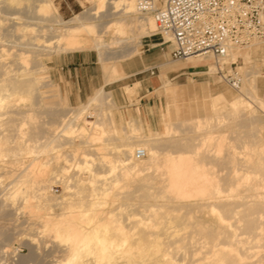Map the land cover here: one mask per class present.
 <instances>
[{
	"label": "bare ground",
	"instance_id": "1",
	"mask_svg": "<svg viewBox=\"0 0 264 264\" xmlns=\"http://www.w3.org/2000/svg\"><path fill=\"white\" fill-rule=\"evenodd\" d=\"M88 1L91 8L64 20L51 0H0V241L22 235L25 258L42 263L64 254L58 264H264L256 65L239 67L235 93L192 101L191 117L181 115L178 86L161 73L159 92L173 105L164 131L146 132L135 116L129 130L119 127L111 92L102 87L70 106L45 61L94 50L106 84L118 82L127 76L122 64L157 32L156 18L136 0ZM154 1L156 9L166 2ZM252 46L231 50L225 62L248 64ZM185 62L206 64L210 77L219 69L212 57ZM138 87L125 89L132 95ZM89 110L95 120L85 125ZM57 182L63 195L52 193Z\"/></svg>",
	"mask_w": 264,
	"mask_h": 264
},
{
	"label": "built area",
	"instance_id": "2",
	"mask_svg": "<svg viewBox=\"0 0 264 264\" xmlns=\"http://www.w3.org/2000/svg\"><path fill=\"white\" fill-rule=\"evenodd\" d=\"M136 3L140 12L155 15L157 33L173 46V61L212 57L221 82L233 89L241 86L237 61H225L231 50L264 39V0H166L159 9L154 0ZM145 155L136 153L137 158Z\"/></svg>",
	"mask_w": 264,
	"mask_h": 264
},
{
	"label": "crops",
	"instance_id": "3",
	"mask_svg": "<svg viewBox=\"0 0 264 264\" xmlns=\"http://www.w3.org/2000/svg\"><path fill=\"white\" fill-rule=\"evenodd\" d=\"M163 1L159 0V3ZM162 46L164 45L156 41L145 42L141 55L124 63L123 71L127 75L125 79L112 84L104 85L98 56L91 51H77L53 56L48 62L50 76L69 102L74 105L87 103L89 98L102 87L107 88L121 81L133 79L134 85H139V105L133 108V113L134 115L145 114L154 124L156 117L163 108V96L159 94L162 88L159 84L161 73L166 72L168 79L177 86H182L205 77L207 69V65L204 63L173 61L171 58L173 46L165 48ZM260 61H264V59ZM152 70H154V74L150 73ZM112 90L117 92V89ZM124 104L128 105V102L125 100L123 101Z\"/></svg>",
	"mask_w": 264,
	"mask_h": 264
},
{
	"label": "rangeland",
	"instance_id": "4",
	"mask_svg": "<svg viewBox=\"0 0 264 264\" xmlns=\"http://www.w3.org/2000/svg\"><path fill=\"white\" fill-rule=\"evenodd\" d=\"M51 1H52L53 5L57 8V12L61 15V17L64 20H69V19L75 17L76 15L84 12L85 10L91 8V6H92L91 2L88 0H51ZM162 3H159V7L162 5ZM110 37L111 36H109L107 38V40H110ZM151 41L152 42L156 41L157 43L163 44L162 37L156 32L155 35L145 37L142 39V45L139 48L140 53H142L143 45L145 44V42L151 43ZM253 44H254V46H252L250 48L251 49V52H250V58L251 59L249 60L250 64L248 63V64L244 65V60L242 58H238L237 63H238V67H247L250 69L256 65L255 66L257 68L256 70H259V73H260V75L258 76L259 77L258 78L259 95L264 99V61H260V60L264 59V39L256 41ZM170 46L172 47V44L169 43V44H164V46H162V47L165 48V47H170ZM87 51H91V50H87ZM91 52H93L96 56H98L96 51L92 50ZM138 57L139 56H136L132 60H134L135 58H138ZM49 61L48 60L45 61L48 68H49V65H48ZM98 63L102 69L103 68L102 64H100L99 61H98ZM122 65L124 67V64H122ZM251 65H252V67H251ZM102 72H103V83H104L105 82L104 81L105 80L104 79L105 73L103 70H102ZM47 74L49 76V79H51L50 68L48 69ZM218 81H219V78L217 76L210 77V76L206 75L205 77L199 78L194 83L189 82L186 85L178 86V88H177L178 96H180V97L184 96L183 98L179 97L178 98L179 101H177L178 102L177 104L180 108V111L181 110L183 111V112L181 111V115H182V113H183L184 117H191L192 115H196V113L190 114V112L188 110L189 105L196 107L195 103L202 102V101H204L205 103L208 104L210 101L209 98L211 95L217 94L219 92L235 93V91L230 89L229 86H227L221 82H218ZM134 82L135 81H133V79H127V80L121 81L115 85H111V86H108L107 88H103L106 92H108V93L111 92L113 94V98L118 105V109L114 112V114H115V117H116V120H117L119 127L124 126L125 128H127V130H129L128 120L131 119V117L135 116V117H139V119L143 123V126L145 127L146 132H148V130H150V129H154V130H157L158 132L162 133L164 131L162 119H163L164 115L167 114V112H168L167 109H169V107L172 108V110H173V105L171 103V100L168 97H165V95H163V93H162L163 108L159 112V115L156 117L155 125H154L152 122H150L149 117L146 116L145 114L142 113V115H138V114L134 115V113H133L134 112L133 108L136 105H139L138 89H137L136 93L130 95L126 92L125 88L127 86H134ZM52 83L54 84L55 89L57 90L56 94H58L61 97V99H63L68 105L73 106V107L81 105V104H78V105L71 104L69 102L68 98L62 93L59 86H57L53 81H52ZM104 84H106V82ZM135 85H137V84H135ZM204 88H206V89H204ZM209 88H211V89H209ZM112 89H117V92L115 93ZM195 89H197V90H195ZM202 89H204V90H202ZM202 93L205 95H203ZM159 94H161V92H159ZM192 94L194 95V98H190V97H193ZM206 97H207V99H206ZM227 97L231 98L230 95H228ZM54 100L56 101L57 99H54ZM54 100H49V101H54ZM125 100L128 102V105H125V104L123 105V101H125ZM194 100H195V103L192 102ZM196 100H198V101H196ZM190 102L193 104H191ZM83 104H86V103H83ZM89 111L87 113V115H89V116H86V114H85L83 117L86 121V122L84 121L85 125H87V122H89V121L94 122V120H95V114L93 112L94 110H89ZM147 154H148V152H147ZM141 159H144V158H141ZM44 161H46V159H44ZM70 171L73 172V168H71ZM60 178H62V176L57 175V179L59 180ZM60 180H62V179H60ZM60 180L58 182H60ZM58 182H57V184L52 186V188H53L52 193H54L57 196H60V195L64 194V191H62L63 190L62 183H58ZM62 192H63V194H62ZM15 232L16 231H14V232L11 231V233H15ZM21 238H22V235H15L14 240L10 243L4 242L5 245L3 242L0 241V264H58V260L65 256L64 254H61L58 258L51 257V258H49L50 263L48 261L42 263L40 260H38L37 258H34V257L25 258V257L29 256L30 250H29L28 246H26L23 242L20 241ZM6 245H8V246L4 247ZM48 245H50V243L47 244V246ZM7 250H10V251L8 253H6Z\"/></svg>",
	"mask_w": 264,
	"mask_h": 264
}]
</instances>
